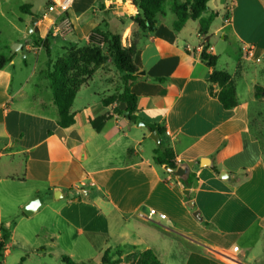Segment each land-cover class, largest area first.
<instances>
[{"label": "crops", "instance_id": "obj_1", "mask_svg": "<svg viewBox=\"0 0 264 264\" xmlns=\"http://www.w3.org/2000/svg\"><path fill=\"white\" fill-rule=\"evenodd\" d=\"M134 1L74 0L65 19L58 18L54 36L65 43L63 53L88 46L97 29L135 44L139 80L132 92L145 126L115 116L101 132L95 130L92 121L116 107L103 104L114 91L101 69L77 95L75 125L59 126L46 72L52 59L42 68L45 48L39 42L49 33L42 24L52 17H37L40 39H24L25 33L9 44L21 43L22 49L11 51L12 61L0 71V243L9 238L0 264H28L33 258L37 264H63V256L104 264L106 254L112 263L121 258L120 264H131V256L147 250L162 264H247L264 241V145L252 127V107L264 102L256 97V87L264 88L257 77L264 73V0L209 2L204 17L216 13L222 22L214 21L209 34L235 43L232 71L219 64L218 43L200 34L199 21L174 31L173 0L154 32L132 20L138 14ZM38 9L44 13L42 5ZM30 12L36 16L34 5ZM204 52L217 56L216 69L233 77L235 109L226 110L219 86L210 85L215 69L203 61ZM95 81L99 87L92 89ZM149 125L163 129L161 143L188 169L185 176L156 164L160 145ZM222 172L232 176L225 181ZM189 178L191 187L185 185ZM35 198L41 205L27 216L23 209ZM151 210L166 219L150 220Z\"/></svg>", "mask_w": 264, "mask_h": 264}, {"label": "trees", "instance_id": "obj_2", "mask_svg": "<svg viewBox=\"0 0 264 264\" xmlns=\"http://www.w3.org/2000/svg\"><path fill=\"white\" fill-rule=\"evenodd\" d=\"M210 1L212 0H173L171 2L172 12L176 16L173 23L174 31L181 32L189 21H199L200 34L208 36L214 20L218 17L216 13H212L208 18L204 17L205 14L209 13ZM167 3L168 0H135L134 5L138 8V14L132 20L144 32H154L157 28L158 18L166 14ZM31 8V5H25L22 10L24 13L32 15ZM43 46L51 58L50 43L47 41ZM102 46H106L107 52L112 54L115 67L123 82V90L103 100L105 107L114 105L116 107L113 112H108L94 119L92 125L97 132H101L106 123L113 117L128 118L126 112L130 114L129 121L137 124L138 97L132 92L133 85L139 80V69L134 63L135 44L127 46L119 34L97 29L91 34L88 46L65 48L63 57L56 62L50 60L47 66L46 72L51 83L54 104L58 109V124L66 130L75 125V114L72 112V108L79 91L89 84L96 72L108 61ZM6 48L9 49L8 55L0 52V71L12 61L11 48L10 46ZM202 59L209 68L215 69L209 83L211 86H219L218 99L223 107L226 110H233L238 107L237 90L233 77L226 71L216 69L217 56L204 52ZM256 97L264 100L263 87H256ZM121 104L127 106L126 111L121 110ZM147 127L150 132L158 131L159 135L164 133L159 126L149 125ZM154 160L156 164L171 170H177L179 167L174 151L162 143L155 152ZM216 172L219 173V170L216 169ZM185 185L191 187V178L185 182ZM8 239V236H5L3 242L0 243V257L4 253L5 243ZM119 255L121 257V253ZM131 258V264H162L153 250L136 254ZM121 261L120 258L112 263L109 254H106L104 258V264H120ZM62 262L63 264H80L68 256H63Z\"/></svg>", "mask_w": 264, "mask_h": 264}, {"label": "rangeland", "instance_id": "obj_3", "mask_svg": "<svg viewBox=\"0 0 264 264\" xmlns=\"http://www.w3.org/2000/svg\"><path fill=\"white\" fill-rule=\"evenodd\" d=\"M51 0H0V52L9 54V49L6 47H9V44L12 41L19 40L29 29V23L32 25L35 18H44L46 16L54 17L48 18L46 24H42L43 27H47L48 36L44 40L39 41L40 44L44 45L45 42H49L52 40V53H51V59L54 61H57L58 59L62 58L64 53L62 47L65 45L63 40L56 39L55 33L56 30L60 27L61 20H59L61 17L63 20L65 19V13L61 12H48V5ZM24 5H34L36 7V16H30L27 13H24L22 8ZM42 5L45 9L43 10L44 13H40L38 7ZM57 16V18H56ZM59 18V19H58ZM217 19V18H216ZM214 20L216 23V26H221L222 22L220 20ZM62 20V21H63ZM69 27L66 25H62L63 32L68 31ZM20 31H24L22 34ZM22 34V35H21ZM43 34V33H42ZM210 39L212 40V43L215 42L218 43V51L222 53L219 56V64L224 65L226 68H230L231 71L233 70V60L237 59V50L235 47V43H232V45H228L226 42L223 41L224 34L221 35H214V32L209 34ZM30 40H38L40 39V34L37 32H32L29 34ZM55 38V39H54ZM38 42V43H39ZM13 46V45H12ZM12 46H10L12 51ZM107 47L102 46V49L104 50V53L107 55L108 61L106 65H103L100 69L103 70L106 73L107 81L109 83V86L114 91V94H118L119 92H122L123 90V82L121 80L120 74L118 70L115 67L114 60L112 57V54L107 52ZM20 50H17L16 54L19 53ZM50 59L46 49L42 51V68L45 67V62ZM18 61L20 58L17 59ZM29 60L34 62L35 56L30 55ZM253 75L250 76L252 78ZM258 80L261 81L260 83L264 84V73L262 72L260 75L257 76ZM36 82H41L40 76H36L34 78ZM45 79L42 77V84L45 82ZM99 87L97 82L91 84L92 89H96ZM240 92L242 95L245 94V83L242 81L239 86ZM34 90L32 87H29V92L31 94V91ZM252 120L253 124L252 127L254 129V132L256 135L262 140V143L264 145V102L254 105L252 107ZM264 241H262L261 244L258 245V247L254 248V250L250 253V258L247 260V264H259L264 263ZM253 256H256V258H259L260 260L255 261L252 260ZM12 262V261H10ZM10 264V263H9ZM28 264H37L36 259L33 258L32 260H29Z\"/></svg>", "mask_w": 264, "mask_h": 264}, {"label": "water", "instance_id": "obj_4", "mask_svg": "<svg viewBox=\"0 0 264 264\" xmlns=\"http://www.w3.org/2000/svg\"><path fill=\"white\" fill-rule=\"evenodd\" d=\"M39 22V19L38 18H35L34 20V23L29 26V29L28 31L26 32V34L24 35V39H27L29 34H31L33 31L35 32H38V28H34L35 25ZM22 49V44L21 43H16L12 46V53L15 54L17 52V50H20ZM121 110H124L126 111L127 110V106L125 104H121L120 106ZM126 116L129 118L130 114L128 112H126ZM137 126H145V124L141 121V120H138L137 121ZM151 138L158 144V145H161V138H160V135L158 134V131H153L152 134H151ZM188 172V169L185 168V167H178V169L176 171H173V173L179 177H183L187 174ZM221 179L227 181L229 180V178L232 176L231 174L227 173V172H222L221 173ZM185 195L186 196H190L191 194V191L190 190H185ZM41 205V201L39 198H35L33 199L31 202H29V204H27L26 207H24V212L27 216H31L33 215L37 209L40 207ZM189 206L191 208H193L194 204L192 202H190ZM194 216L197 218V219H201L200 218V212L196 211L194 213ZM129 260V258H127V261Z\"/></svg>", "mask_w": 264, "mask_h": 264}, {"label": "built area", "instance_id": "obj_5", "mask_svg": "<svg viewBox=\"0 0 264 264\" xmlns=\"http://www.w3.org/2000/svg\"><path fill=\"white\" fill-rule=\"evenodd\" d=\"M73 4L74 0H51L48 5V12L67 13L73 7ZM249 53H251L250 50ZM155 217H158L159 219H166L164 214H161L156 210H151L148 218L153 220ZM235 250L238 251L239 248H235Z\"/></svg>", "mask_w": 264, "mask_h": 264}]
</instances>
